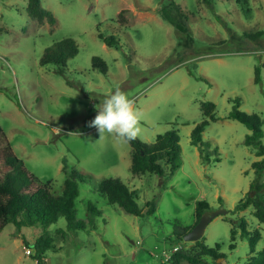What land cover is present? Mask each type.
<instances>
[{
    "label": "rangeland",
    "instance_id": "obj_1",
    "mask_svg": "<svg viewBox=\"0 0 264 264\" xmlns=\"http://www.w3.org/2000/svg\"><path fill=\"white\" fill-rule=\"evenodd\" d=\"M169 1L186 14L190 37L162 20L161 7ZM242 1L247 11L241 0H40L56 19L50 27L28 18L26 0H0V128L14 156L39 182H50L54 195L62 192L64 166L85 178L78 185L77 220H87V203L100 212L92 229L69 231L64 218L46 228L51 247L43 264H168L176 248L192 244L170 248L168 239L174 241L175 224H194L196 201H204L208 213L227 212L208 224L203 238L209 248L219 247L228 264H245L249 257L239 229L230 249L233 219L243 217L248 232L258 229L256 252L264 250V225L253 218L252 207L234 211L264 185V172L257 177L251 169L261 159L256 147L243 143L250 131L227 119L232 100L239 99V111L261 121L264 148V0ZM100 33L113 36L118 47L106 46ZM64 39L77 46L66 68L59 73L55 65L40 66L44 50ZM93 57L105 63L106 75L92 68ZM116 89L140 116V142L175 136L181 166L171 177L132 175L129 143L91 126ZM207 101L215 104L218 120L203 131L201 153L189 135ZM108 178L135 191L140 217L95 192ZM151 201L155 213L146 216ZM23 239L34 237L12 225L0 232V264H36ZM202 264L224 263L204 257Z\"/></svg>",
    "mask_w": 264,
    "mask_h": 264
},
{
    "label": "trees",
    "instance_id": "obj_2",
    "mask_svg": "<svg viewBox=\"0 0 264 264\" xmlns=\"http://www.w3.org/2000/svg\"><path fill=\"white\" fill-rule=\"evenodd\" d=\"M207 2L208 0H202ZM26 14L29 19L37 22L39 25L48 24L54 26L56 19L53 14L44 9L40 0H26ZM244 11L249 8L241 0ZM161 18L171 25L179 35H188L186 14L180 10L179 5L173 1L161 7ZM121 15V13H119ZM261 33H258L260 35ZM188 37H190L188 35ZM98 38L108 47H118L117 41L113 36H103L98 34ZM191 39V38H190ZM192 41V39H191ZM77 53V46L71 39H64L54 43L45 49L39 65L42 67L55 65L58 72L66 68L67 61L73 58ZM92 68L106 75L107 67L98 57L91 59ZM260 82V70L255 68L253 83ZM233 107L228 114L227 119L237 121L243 124L249 131L244 139V145L256 147V156L261 159L251 164V169L260 177L264 172V148L260 145L262 139L261 121L255 114H246L239 111V99L232 100ZM202 119L196 124L190 132L189 141L194 147L203 153L202 133L211 123L216 122V107L212 102H202L200 106ZM131 146V164L130 171L132 175L141 176L145 174L162 177L166 175L171 177L181 166L180 149L175 136L172 133L158 135L152 144L140 142L137 138L127 141ZM66 174L62 192L60 195H54L51 191V184L39 182L31 175L24 166L23 161L14 156L8 140L0 128V232L8 225L15 227L17 232L23 230L29 231L34 237L32 241L22 240L27 248H32L33 255L30 256L36 264H43L45 252L51 247V240L47 237L46 228L55 224L59 218H64L66 228L69 231H85L87 227L92 226L93 219L100 216L99 210L92 203H87V220H77L75 218V201L79 196V183H83L84 177L74 170L67 172V167L62 168ZM256 182L251 184L254 187ZM255 197L250 196V192L239 200L236 204L235 213L243 212L252 207V216L258 224L264 225V185L258 188ZM95 192L109 205L118 206L123 212L140 217L141 211L136 205L137 195L135 191L129 190L116 179H103L95 186ZM208 205L204 201L195 202V222L191 227H180L174 225L172 229V239H168L170 248L172 244H185L183 236L188 233L199 221L204 213L209 211ZM155 213L154 201L147 204L144 215L151 216ZM230 249L235 248V229H239L240 236L246 238L249 247V257L245 264H264V250L256 252L257 243L261 239L258 229L248 232L246 222L243 217L230 221ZM92 229V228H91ZM204 257L212 260L222 259L224 264H228L225 256L220 252L216 245L209 248L204 244V238L191 244L189 249L183 247L172 252L168 264H202Z\"/></svg>",
    "mask_w": 264,
    "mask_h": 264
},
{
    "label": "clouds",
    "instance_id": "obj_3",
    "mask_svg": "<svg viewBox=\"0 0 264 264\" xmlns=\"http://www.w3.org/2000/svg\"><path fill=\"white\" fill-rule=\"evenodd\" d=\"M91 126L130 142L140 133V116L127 94L116 89L100 104Z\"/></svg>",
    "mask_w": 264,
    "mask_h": 264
},
{
    "label": "water",
    "instance_id": "obj_4",
    "mask_svg": "<svg viewBox=\"0 0 264 264\" xmlns=\"http://www.w3.org/2000/svg\"><path fill=\"white\" fill-rule=\"evenodd\" d=\"M251 196V195H250ZM227 212L226 211H216L213 213H204L199 219L198 223L183 236V242L185 243H194L200 240L205 232L208 224L218 216H223Z\"/></svg>",
    "mask_w": 264,
    "mask_h": 264
},
{
    "label": "built area",
    "instance_id": "obj_5",
    "mask_svg": "<svg viewBox=\"0 0 264 264\" xmlns=\"http://www.w3.org/2000/svg\"><path fill=\"white\" fill-rule=\"evenodd\" d=\"M177 249H178V248H176L175 251H176ZM175 251H174V252H175ZM29 253H30V251H28V254H29Z\"/></svg>",
    "mask_w": 264,
    "mask_h": 264
}]
</instances>
